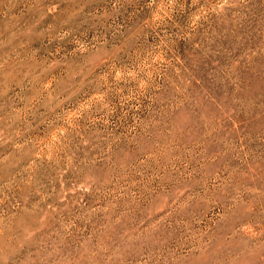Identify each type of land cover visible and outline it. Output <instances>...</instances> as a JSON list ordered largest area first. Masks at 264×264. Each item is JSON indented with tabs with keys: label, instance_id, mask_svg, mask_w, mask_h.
Returning <instances> with one entry per match:
<instances>
[{
	"label": "rangeland",
	"instance_id": "1",
	"mask_svg": "<svg viewBox=\"0 0 264 264\" xmlns=\"http://www.w3.org/2000/svg\"><path fill=\"white\" fill-rule=\"evenodd\" d=\"M0 264H264V0H0Z\"/></svg>",
	"mask_w": 264,
	"mask_h": 264
}]
</instances>
